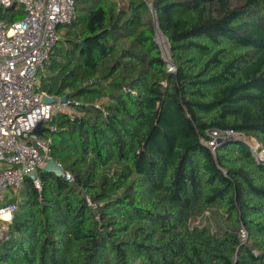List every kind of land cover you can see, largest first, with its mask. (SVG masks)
Masks as SVG:
<instances>
[{
	"label": "trees",
	"instance_id": "1",
	"mask_svg": "<svg viewBox=\"0 0 264 264\" xmlns=\"http://www.w3.org/2000/svg\"><path fill=\"white\" fill-rule=\"evenodd\" d=\"M63 29L41 89L71 102L48 136L73 180L26 178L0 264H264V163L205 144L264 148V0H79Z\"/></svg>",
	"mask_w": 264,
	"mask_h": 264
},
{
	"label": "built area",
	"instance_id": "2",
	"mask_svg": "<svg viewBox=\"0 0 264 264\" xmlns=\"http://www.w3.org/2000/svg\"><path fill=\"white\" fill-rule=\"evenodd\" d=\"M78 1L0 0V8L17 3L24 11L23 19L10 25L0 19V240L6 237L18 212L19 199L6 196V192L23 190L26 178L52 159V139L46 131L53 128L44 129V125H49L58 114L72 112L70 101L41 89V76L62 39L63 33L58 29L76 18ZM167 54L164 58L167 70L175 73L169 48ZM44 97L53 102H44ZM39 124L43 129L41 136L34 133ZM208 134L210 140L205 144L213 151L220 141L240 139L264 163L263 146L248 140L243 133L214 130ZM65 177L73 180L68 172ZM34 185L42 190L39 179L34 180ZM247 236L242 229L239 234L242 242H246Z\"/></svg>",
	"mask_w": 264,
	"mask_h": 264
},
{
	"label": "rangeland",
	"instance_id": "3",
	"mask_svg": "<svg viewBox=\"0 0 264 264\" xmlns=\"http://www.w3.org/2000/svg\"><path fill=\"white\" fill-rule=\"evenodd\" d=\"M59 33H63L64 32V29L63 28H59L58 29ZM156 40L158 42V44L160 45L161 47V50H162V54H163V57H168V41L166 38H164L160 33L157 34V37H156ZM61 43H59L60 45ZM48 124H45L44 125V129H47L48 128ZM46 134H48V132L46 131ZM69 138V136H68ZM69 148L70 149H79L80 148V142L77 141L76 139H73L69 142ZM56 153L57 157H58V160H61L62 158H65L68 153H69V149H67L66 152H58L56 151L54 148L52 149L51 148V151H50V154L52 153ZM24 190H21V191H14L12 189L8 190L6 192V196H11L14 198V200L16 199H19V201L22 203L25 201V196H24V193H23ZM1 204V203H0ZM19 205V204H18ZM209 216L208 214L206 215V217ZM202 223H204V219H198L196 222H195V225H201Z\"/></svg>",
	"mask_w": 264,
	"mask_h": 264
},
{
	"label": "water",
	"instance_id": "4",
	"mask_svg": "<svg viewBox=\"0 0 264 264\" xmlns=\"http://www.w3.org/2000/svg\"><path fill=\"white\" fill-rule=\"evenodd\" d=\"M44 102L51 103V102H53V100L50 99L49 97H44ZM34 133L36 135H39V136H41L43 134V129H42L41 124H39L37 126ZM43 170L45 172L53 173V174L57 175L58 177L65 176V171L63 170V168L60 167V165L58 164V162L55 159H51L50 161H48L47 164L43 167ZM29 177L35 179L36 173L31 174Z\"/></svg>",
	"mask_w": 264,
	"mask_h": 264
},
{
	"label": "bare ground",
	"instance_id": "5",
	"mask_svg": "<svg viewBox=\"0 0 264 264\" xmlns=\"http://www.w3.org/2000/svg\"><path fill=\"white\" fill-rule=\"evenodd\" d=\"M161 34V33H160ZM162 35V34H161Z\"/></svg>",
	"mask_w": 264,
	"mask_h": 264
}]
</instances>
